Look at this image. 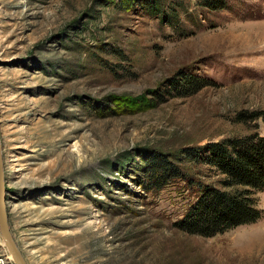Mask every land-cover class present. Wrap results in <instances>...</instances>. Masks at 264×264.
<instances>
[{"label": "rangeland", "instance_id": "obj_1", "mask_svg": "<svg viewBox=\"0 0 264 264\" xmlns=\"http://www.w3.org/2000/svg\"><path fill=\"white\" fill-rule=\"evenodd\" d=\"M208 1L155 16L146 0H0L3 169L27 264H264V217L189 235L175 224L192 189L148 182L165 159L216 185L185 151L264 136V0ZM0 264H15L1 233Z\"/></svg>", "mask_w": 264, "mask_h": 264}, {"label": "trees", "instance_id": "obj_2", "mask_svg": "<svg viewBox=\"0 0 264 264\" xmlns=\"http://www.w3.org/2000/svg\"><path fill=\"white\" fill-rule=\"evenodd\" d=\"M146 2L155 16L161 13V8L167 9L162 0ZM206 7L226 9L223 0L208 1ZM196 84L191 79L186 88ZM240 118L248 117L241 114ZM185 156L188 162L209 168L220 179L216 185H207L170 161L151 160L147 171L151 187L160 190L172 181L181 180L196 195L184 217L175 224L176 228L189 235L213 238L263 219L264 210L259 208L257 195L264 194V136L254 133L228 138L187 149Z\"/></svg>", "mask_w": 264, "mask_h": 264}, {"label": "water", "instance_id": "obj_3", "mask_svg": "<svg viewBox=\"0 0 264 264\" xmlns=\"http://www.w3.org/2000/svg\"><path fill=\"white\" fill-rule=\"evenodd\" d=\"M9 191L6 185L3 169L2 145L0 139V233L8 248L15 264H27L17 242L15 241L10 227L8 214Z\"/></svg>", "mask_w": 264, "mask_h": 264}]
</instances>
